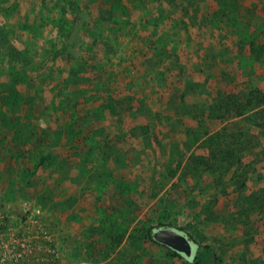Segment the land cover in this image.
<instances>
[{
	"label": "rangeland",
	"instance_id": "374dc122",
	"mask_svg": "<svg viewBox=\"0 0 264 264\" xmlns=\"http://www.w3.org/2000/svg\"><path fill=\"white\" fill-rule=\"evenodd\" d=\"M260 108L264 0H0V226L32 264H264Z\"/></svg>",
	"mask_w": 264,
	"mask_h": 264
},
{
	"label": "trees",
	"instance_id": "16d2710c",
	"mask_svg": "<svg viewBox=\"0 0 264 264\" xmlns=\"http://www.w3.org/2000/svg\"><path fill=\"white\" fill-rule=\"evenodd\" d=\"M12 55H9V58H12L13 59V57L14 56H19V53L18 52H16V51H13V53H11ZM252 94L253 93H249V95L247 96V97H245V100H244V102L241 104H239V103H232V102H229V103H226L227 102V100H229V99H231L233 96H231V95H227V96H225L224 97V105L223 106H225V109L228 107H230V110H232L233 112H234V114L235 115H241L242 114V112L244 111V109H245V107L246 106H248V105H250V103H251V100H256V102L257 103H259V104H261L262 102H263V100H262V98H260L259 96H257V95H255V96H252ZM233 104V105H232ZM233 107V108H232ZM216 111V110H215ZM217 111H220V107H219V109L217 110ZM257 114H260L261 116H264V109H259L258 110V113H253L251 116H249V117H247L248 118V121L253 125V126H255L256 128H261L262 130H264V124L263 123H261V122H259L258 121V118L256 119V115ZM219 116V115H218ZM250 118V119H249ZM222 135V130L220 131V132H216L214 135H212L211 137H208V138H210V142H211V144H215V142H216V140L217 139H219V137ZM203 143V142H202ZM203 158H200V161L202 160ZM1 209H3V205H1L0 204V210ZM23 209H25V208H23ZM14 210H16V208H14ZM28 211L27 210H25V213H27ZM160 227H157V228H151L149 231H147V233H146V235H145V238H146V240L149 242V243H151V244H154V245H158V246H161V247H164V246H162V245H160V244H157L153 239H152V236H151V231L152 230H156V229H159ZM164 228H169V229H173V228H171V227H169V226H165ZM173 230H175V231H177L178 233H180V234H182L188 241H189V243L191 244V246H192V249H196L197 247H199V245H198V243H196L194 240H192L191 238H190V236L188 235V234H186V233H184V232H182V230H180V229H173ZM115 237H112V240L114 239ZM164 248H166V247H164ZM168 251H170L171 252V254L173 255V256H176V257H178V258H184L183 257V255H180V254H178V253H176V252H174V251H172V250H170V249H168V248H166ZM203 249H205V250H208V247H203ZM192 257H193V255H192V253H191V255L189 256V257H187V259H186V261H188V262H190L191 261V259H192Z\"/></svg>",
	"mask_w": 264,
	"mask_h": 264
},
{
	"label": "built area",
	"instance_id": "2783aa9c",
	"mask_svg": "<svg viewBox=\"0 0 264 264\" xmlns=\"http://www.w3.org/2000/svg\"><path fill=\"white\" fill-rule=\"evenodd\" d=\"M11 226H0V264H32L27 236Z\"/></svg>",
	"mask_w": 264,
	"mask_h": 264
},
{
	"label": "water",
	"instance_id": "95a60500",
	"mask_svg": "<svg viewBox=\"0 0 264 264\" xmlns=\"http://www.w3.org/2000/svg\"><path fill=\"white\" fill-rule=\"evenodd\" d=\"M152 239L184 257H189L192 253V246L189 241L180 233L169 228H159L151 233Z\"/></svg>",
	"mask_w": 264,
	"mask_h": 264
},
{
	"label": "crops",
	"instance_id": "0c3cea01",
	"mask_svg": "<svg viewBox=\"0 0 264 264\" xmlns=\"http://www.w3.org/2000/svg\"><path fill=\"white\" fill-rule=\"evenodd\" d=\"M42 133H41V136H42V138H50L49 137V135L48 134H45L46 132L45 131H41ZM12 134H11V132H9L8 133V136H11ZM2 137V133H0V138ZM3 137H7V134H5ZM8 139H9V141H11L10 140V138L8 137ZM13 142H1L0 143V150H3V152L4 153H10L11 151H13V150H17V149H20V143H16V142H14V140H12ZM2 146H4L3 148H1Z\"/></svg>",
	"mask_w": 264,
	"mask_h": 264
}]
</instances>
